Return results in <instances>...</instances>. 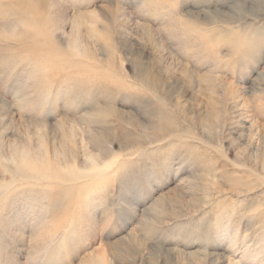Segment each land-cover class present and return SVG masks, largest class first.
Masks as SVG:
<instances>
[{"label":"rangeland","instance_id":"374dc122","mask_svg":"<svg viewBox=\"0 0 264 264\" xmlns=\"http://www.w3.org/2000/svg\"><path fill=\"white\" fill-rule=\"evenodd\" d=\"M0 264H264V0H0Z\"/></svg>","mask_w":264,"mask_h":264}]
</instances>
